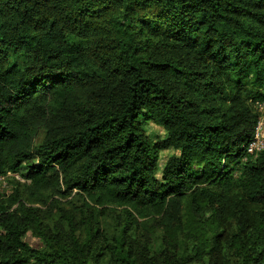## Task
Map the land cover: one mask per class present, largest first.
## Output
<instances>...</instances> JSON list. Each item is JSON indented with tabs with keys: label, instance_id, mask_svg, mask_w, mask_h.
<instances>
[{
	"label": "trees",
	"instance_id": "obj_1",
	"mask_svg": "<svg viewBox=\"0 0 264 264\" xmlns=\"http://www.w3.org/2000/svg\"><path fill=\"white\" fill-rule=\"evenodd\" d=\"M262 99L264 0H0V264H264Z\"/></svg>",
	"mask_w": 264,
	"mask_h": 264
},
{
	"label": "rangeland",
	"instance_id": "obj_2",
	"mask_svg": "<svg viewBox=\"0 0 264 264\" xmlns=\"http://www.w3.org/2000/svg\"><path fill=\"white\" fill-rule=\"evenodd\" d=\"M144 129L154 143H159L165 137L164 130L162 129V127L158 126L157 124H154L151 122L145 123ZM175 154H176V151L174 149H164L163 151L160 152V159H159L160 170H159V173L161 172V169L163 168V166H164L165 162L168 160V158L171 157L172 155H175ZM13 178L14 177H12V176H8L6 178L2 177L0 179V191H4V193H10L11 192L10 188L13 185ZM14 179H16V178H14ZM54 198H57V197H53L49 201V203L51 201H53ZM68 199L71 200L70 197ZM63 200L64 199H61V203L63 204V206H61L62 209H69L70 207L74 206V203H80L81 202L80 198L76 197L73 199V201L69 205H66L65 202H62ZM107 223L109 226L108 228L110 230L112 227V224L114 223V216L112 214H109L108 216L106 214L104 224L107 226ZM44 225L50 226V222L46 221L44 223ZM27 241L32 246H35V247H39L40 243H41L40 239L37 236H32L31 233L30 234L28 233Z\"/></svg>",
	"mask_w": 264,
	"mask_h": 264
},
{
	"label": "built area",
	"instance_id": "obj_3",
	"mask_svg": "<svg viewBox=\"0 0 264 264\" xmlns=\"http://www.w3.org/2000/svg\"><path fill=\"white\" fill-rule=\"evenodd\" d=\"M254 108L258 113V119L254 128L253 137L246 145V153L249 156L256 157L264 151V99L257 100L254 103ZM15 178L23 181L18 175H15Z\"/></svg>",
	"mask_w": 264,
	"mask_h": 264
}]
</instances>
